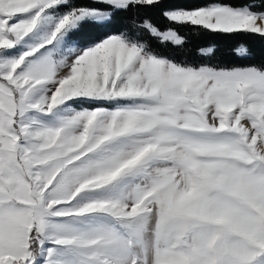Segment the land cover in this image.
<instances>
[{
  "label": "snow or ice",
  "instance_id": "6c2138e0",
  "mask_svg": "<svg viewBox=\"0 0 264 264\" xmlns=\"http://www.w3.org/2000/svg\"><path fill=\"white\" fill-rule=\"evenodd\" d=\"M165 3L0 0V264H264V63L154 47L264 0Z\"/></svg>",
  "mask_w": 264,
  "mask_h": 264
},
{
  "label": "trees",
  "instance_id": "16d2710c",
  "mask_svg": "<svg viewBox=\"0 0 264 264\" xmlns=\"http://www.w3.org/2000/svg\"><path fill=\"white\" fill-rule=\"evenodd\" d=\"M204 0H166L164 7L167 8H195L200 6ZM160 9L148 11V15L159 23L160 27L168 26L167 21L159 15ZM119 17L110 26L108 31H118L120 28ZM178 27L177 25H171ZM180 34L186 37V45L183 49L173 50L171 46L154 47L163 55L169 56L175 60L186 58L191 64H207L213 66L233 67L259 65L264 63V38L252 34H220L212 33L202 28L193 30L189 26L180 27ZM244 46L249 49L250 55L247 57L240 56L236 49ZM212 48L210 55H203L199 50Z\"/></svg>",
  "mask_w": 264,
  "mask_h": 264
}]
</instances>
